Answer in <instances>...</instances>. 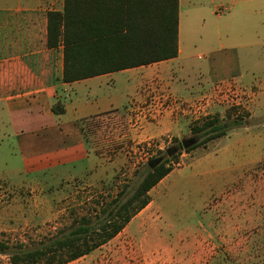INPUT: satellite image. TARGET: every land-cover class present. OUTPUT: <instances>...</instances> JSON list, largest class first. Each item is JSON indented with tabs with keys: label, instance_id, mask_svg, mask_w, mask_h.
Returning <instances> with one entry per match:
<instances>
[{
	"label": "rangeland",
	"instance_id": "1",
	"mask_svg": "<svg viewBox=\"0 0 264 264\" xmlns=\"http://www.w3.org/2000/svg\"><path fill=\"white\" fill-rule=\"evenodd\" d=\"M60 1L52 0L50 8L58 9ZM198 2L203 0L193 3ZM13 3L0 0V9L16 7ZM216 5L227 10L221 22L207 16L204 23L195 18L183 23L182 49L192 69L209 66L218 59L216 51L238 44L234 32L216 33L235 14L232 0ZM255 7L252 16L238 12L234 18L254 23L244 28L254 47L240 52L248 85L264 78V4ZM252 51L261 59L259 69L252 67ZM222 82L232 83L214 84L190 102L172 100L179 123L164 135L137 129V104L83 121L85 141L111 163L106 171H31L18 160L0 159V241L33 249L68 229L73 219H95L102 205L131 194L149 161L175 156L170 174L149 192L148 206L98 251L69 264H264V90L238 86L236 79ZM147 103L170 111L167 97ZM231 109L244 124L189 153L181 148V141L195 137V123L215 115L228 123L235 118L233 113L227 118ZM168 149L174 152L170 158ZM0 264H10L8 257L0 255Z\"/></svg>",
	"mask_w": 264,
	"mask_h": 264
},
{
	"label": "crops",
	"instance_id": "2",
	"mask_svg": "<svg viewBox=\"0 0 264 264\" xmlns=\"http://www.w3.org/2000/svg\"><path fill=\"white\" fill-rule=\"evenodd\" d=\"M15 1L16 7L0 9V159L18 160L24 169L106 171L111 163L90 148L81 127L83 121L100 114L126 112L137 104V129L160 136L178 126V111L172 112L178 104H172V100L190 102L207 88L210 91L214 84L232 83L222 82L229 78L236 79L238 86L264 90V78L248 85L241 70V50L254 47V39L245 36L244 28L253 27L254 23L251 19L246 25L244 19L234 20L239 15L252 16L255 6L264 4V0H232L235 14L229 25H218L216 33L222 36L224 32H234L238 44L216 51L218 59L207 67L189 66L188 53L182 49V26L192 18L204 23L207 16L221 22L227 10L216 5L222 0H208L207 5L204 0L198 4L194 0H178L176 58L73 83L62 81L63 45L47 46V14L53 11L52 0ZM62 7L63 0L55 11ZM178 61L180 64L174 65ZM251 64L258 69L261 66L254 51ZM117 75L124 78L120 80ZM160 96L169 98L170 111L158 104L147 106V102ZM58 101L64 109L61 115L52 111ZM7 166L5 162L1 164L2 168Z\"/></svg>",
	"mask_w": 264,
	"mask_h": 264
},
{
	"label": "trees",
	"instance_id": "3",
	"mask_svg": "<svg viewBox=\"0 0 264 264\" xmlns=\"http://www.w3.org/2000/svg\"><path fill=\"white\" fill-rule=\"evenodd\" d=\"M178 0H63L61 11L47 14V46L64 47L63 83L111 74L178 56ZM52 111L64 113L58 101ZM223 123L208 116L192 128L199 140L189 153L223 138L244 124L242 115L231 109ZM176 141V139H174ZM181 146V145H180ZM182 148V147H181ZM146 168L130 195H118L99 209V216L73 219L68 229L33 249L22 243L0 241V255L10 264H69L91 254L115 238L150 203L149 192L170 172V161Z\"/></svg>",
	"mask_w": 264,
	"mask_h": 264
},
{
	"label": "water",
	"instance_id": "4",
	"mask_svg": "<svg viewBox=\"0 0 264 264\" xmlns=\"http://www.w3.org/2000/svg\"><path fill=\"white\" fill-rule=\"evenodd\" d=\"M198 139L196 137H191V138H187L183 141H181L180 145L183 149H188L194 145H196L198 143ZM174 154V152H172L171 149H168L167 150V156L170 158L172 155ZM162 162L161 159L157 158V159H154V160H151L148 162V167L150 169H153L155 168L156 166H158L160 163Z\"/></svg>",
	"mask_w": 264,
	"mask_h": 264
},
{
	"label": "flooded vegetation",
	"instance_id": "5",
	"mask_svg": "<svg viewBox=\"0 0 264 264\" xmlns=\"http://www.w3.org/2000/svg\"><path fill=\"white\" fill-rule=\"evenodd\" d=\"M159 159H161V160H162V162L164 161V160H163V158H159ZM153 169H154V168H153Z\"/></svg>",
	"mask_w": 264,
	"mask_h": 264
},
{
	"label": "built area",
	"instance_id": "6",
	"mask_svg": "<svg viewBox=\"0 0 264 264\" xmlns=\"http://www.w3.org/2000/svg\"><path fill=\"white\" fill-rule=\"evenodd\" d=\"M220 11V10H219Z\"/></svg>",
	"mask_w": 264,
	"mask_h": 264
}]
</instances>
